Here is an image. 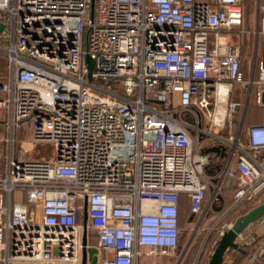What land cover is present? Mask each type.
<instances>
[{
	"label": "built area",
	"instance_id": "1",
	"mask_svg": "<svg viewBox=\"0 0 264 264\" xmlns=\"http://www.w3.org/2000/svg\"><path fill=\"white\" fill-rule=\"evenodd\" d=\"M0 23L1 264H81L89 230L97 264H161L181 195L219 240L264 194V0H0ZM232 33L251 37L248 75ZM237 244L264 264V235Z\"/></svg>",
	"mask_w": 264,
	"mask_h": 264
},
{
	"label": "rangeland",
	"instance_id": "2",
	"mask_svg": "<svg viewBox=\"0 0 264 264\" xmlns=\"http://www.w3.org/2000/svg\"><path fill=\"white\" fill-rule=\"evenodd\" d=\"M256 20V14L254 15V8L250 3L246 7L245 11V23L244 28L245 30H251L252 26L254 25V21ZM227 41L229 44H236L237 42H243V54L248 56L243 57V69L247 75L249 74V69L251 67V54H249L250 50V41L251 37L248 38L241 37L236 34H226ZM85 64L88 68L92 66V61L89 57L86 58ZM7 78V77H6ZM100 85L105 86L104 83L97 82ZM234 93H238V88L234 91ZM252 107L255 106V103L252 102ZM251 107V108H252ZM250 111V108H249ZM253 119L252 117L248 118V123L251 122ZM22 138L25 137L24 135H20ZM19 144H15L14 149L19 150ZM4 152V146H0V153ZM34 158H41L44 157L46 160H54V148L52 145H36L32 153L30 154ZM226 194L229 195V192L226 191ZM264 201V194L259 197L257 205ZM248 203V202H247ZM246 203V204H247ZM243 206L240 208L242 209ZM240 209L233 213L234 216H238ZM231 217V216H230ZM230 217H227L228 219ZM226 218V220H228ZM216 218H210L206 221L205 224L199 221L198 216H194L192 218L187 217L186 213H183L180 218V229H181V238H180V245L181 250L183 248H187L186 254L179 264H208L211 254L218 242V232H217V225H216ZM178 254H173L171 256H163L159 259L161 264H178L177 263Z\"/></svg>",
	"mask_w": 264,
	"mask_h": 264
},
{
	"label": "water",
	"instance_id": "3",
	"mask_svg": "<svg viewBox=\"0 0 264 264\" xmlns=\"http://www.w3.org/2000/svg\"><path fill=\"white\" fill-rule=\"evenodd\" d=\"M93 13V5L91 7V15ZM4 25L0 23V31ZM91 70V67L88 68ZM264 218V201L252 208L247 213L237 217L232 225L223 233L218 240L213 253L210 256L208 264H222L224 256L228 250H240L236 239L238 235L243 233L250 225ZM85 236L82 239V260L81 264H97V250L95 247L86 246Z\"/></svg>",
	"mask_w": 264,
	"mask_h": 264
},
{
	"label": "crops",
	"instance_id": "4",
	"mask_svg": "<svg viewBox=\"0 0 264 264\" xmlns=\"http://www.w3.org/2000/svg\"><path fill=\"white\" fill-rule=\"evenodd\" d=\"M239 43V42H238ZM237 43V44H238ZM240 48H244L243 42H240ZM243 53V52H242ZM244 55V54H242ZM9 75V66L6 60V56L2 53H0V80L8 77ZM252 113H257V116L255 120L252 123H264V109H257L254 107L252 109ZM22 135L21 133H17V138ZM24 138V137H23ZM15 154H18V150L16 149ZM264 235V222L262 220H259L258 222L250 225L243 233H242V240L237 239L236 242L240 243V245H244L250 240L257 239L258 237ZM85 236L86 242L90 246H95L96 244V237L93 230H89L87 233H82V239ZM240 250H232V253L234 254H240L242 257V260L239 264H246L245 261V250L239 248ZM231 255H227L224 257L222 264H234L235 260ZM1 264V263H0Z\"/></svg>",
	"mask_w": 264,
	"mask_h": 264
},
{
	"label": "trees",
	"instance_id": "5",
	"mask_svg": "<svg viewBox=\"0 0 264 264\" xmlns=\"http://www.w3.org/2000/svg\"><path fill=\"white\" fill-rule=\"evenodd\" d=\"M242 52H243V49L241 48L240 49L241 55L243 54ZM1 97H3V95H0V98ZM20 138H22V137L19 136L18 139H20ZM207 151L211 154V161L206 165L204 171H205V173L207 175H213L219 170V168L221 166V162L223 161V159H224V157L226 155V148L223 147V146H219V147L217 146V147H213L211 149H208ZM216 158H218V161L216 160ZM258 199H259V197H255V198L249 200L248 203L245 204L242 209H240L239 215L238 216H234L232 214V216L229 218V221H231V222L235 221V219L237 217L247 213L252 208L256 207ZM183 213H186L187 217L190 218L189 201H188L187 195H185V194L181 195L180 200H179V215H178L179 226H180V218H181V215ZM231 253H232V250H228L226 252L225 256H227L229 254L231 255ZM232 257L235 260L234 264H239L241 262V260H242V257H241L240 254L232 253Z\"/></svg>",
	"mask_w": 264,
	"mask_h": 264
},
{
	"label": "flooded vegetation",
	"instance_id": "6",
	"mask_svg": "<svg viewBox=\"0 0 264 264\" xmlns=\"http://www.w3.org/2000/svg\"><path fill=\"white\" fill-rule=\"evenodd\" d=\"M180 251H181V245L179 246V249L177 250V254H179L180 253Z\"/></svg>",
	"mask_w": 264,
	"mask_h": 264
}]
</instances>
